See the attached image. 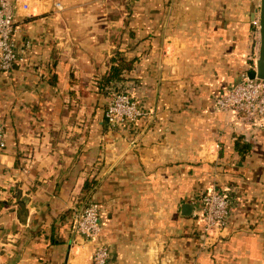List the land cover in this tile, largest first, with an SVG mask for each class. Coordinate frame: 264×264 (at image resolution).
Masks as SVG:
<instances>
[{"label":"crops","instance_id":"0c3cea01","mask_svg":"<svg viewBox=\"0 0 264 264\" xmlns=\"http://www.w3.org/2000/svg\"><path fill=\"white\" fill-rule=\"evenodd\" d=\"M26 1L24 53L0 71V264H90L96 243L107 264H264V126L214 104L256 63L260 0ZM116 54L129 66L103 83ZM113 82L143 113L108 129ZM210 189L230 204L206 245ZM87 199L92 240L74 225Z\"/></svg>","mask_w":264,"mask_h":264},{"label":"built area","instance_id":"2783aa9c","mask_svg":"<svg viewBox=\"0 0 264 264\" xmlns=\"http://www.w3.org/2000/svg\"><path fill=\"white\" fill-rule=\"evenodd\" d=\"M54 5L61 7L59 1ZM28 8L26 0H0V71L9 72L22 58L24 49H17L14 33L15 16L21 9ZM260 37L259 15L253 20ZM259 53V43L257 45ZM255 67H250V69ZM249 69V70H250ZM244 70L241 79L228 86L215 98L217 110L232 112L244 123L255 128L264 126V77H250ZM108 99L104 108V118L108 129H116L125 122H135L143 113L137 102L116 82L106 87ZM6 136L0 123V153L6 148ZM230 197L227 193L210 189L199 197V213L202 218L204 243L212 245L224 237L227 225ZM75 229L88 240L96 238L101 230L99 204L94 200L85 202L74 217ZM109 249L105 244L96 243L91 251L90 264H107Z\"/></svg>","mask_w":264,"mask_h":264},{"label":"water","instance_id":"95a60500","mask_svg":"<svg viewBox=\"0 0 264 264\" xmlns=\"http://www.w3.org/2000/svg\"><path fill=\"white\" fill-rule=\"evenodd\" d=\"M260 42L259 53L256 59V67L248 71L250 77H264V0H260L259 8Z\"/></svg>","mask_w":264,"mask_h":264},{"label":"trees","instance_id":"16d2710c","mask_svg":"<svg viewBox=\"0 0 264 264\" xmlns=\"http://www.w3.org/2000/svg\"><path fill=\"white\" fill-rule=\"evenodd\" d=\"M114 62L115 63L111 66L110 73L104 78L103 83L111 80L112 78H119L121 76L122 69L129 66V61L124 60V58L119 54H116L114 57ZM241 146L247 148L249 147V144L243 143ZM85 184H87V182L84 183V187Z\"/></svg>","mask_w":264,"mask_h":264},{"label":"rangeland","instance_id":"374dc122","mask_svg":"<svg viewBox=\"0 0 264 264\" xmlns=\"http://www.w3.org/2000/svg\"><path fill=\"white\" fill-rule=\"evenodd\" d=\"M250 65L253 66V67H256V65H255L254 63H253V64L251 63ZM105 89H106V88H105ZM106 91H107V89H106ZM90 200H91V199H90ZM87 201H88V199L86 200V202H87ZM84 203H85V202H84ZM84 203H83V204H84Z\"/></svg>","mask_w":264,"mask_h":264}]
</instances>
